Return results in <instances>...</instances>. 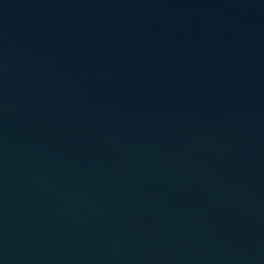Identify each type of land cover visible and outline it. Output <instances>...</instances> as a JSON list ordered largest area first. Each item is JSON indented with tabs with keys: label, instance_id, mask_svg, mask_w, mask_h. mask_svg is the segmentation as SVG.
<instances>
[{
	"label": "water",
	"instance_id": "1",
	"mask_svg": "<svg viewBox=\"0 0 264 264\" xmlns=\"http://www.w3.org/2000/svg\"><path fill=\"white\" fill-rule=\"evenodd\" d=\"M0 264H264V0H0Z\"/></svg>",
	"mask_w": 264,
	"mask_h": 264
}]
</instances>
